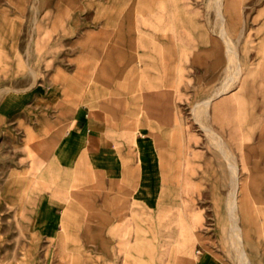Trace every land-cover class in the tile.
Here are the masks:
<instances>
[{"label":"rangeland","instance_id":"obj_1","mask_svg":"<svg viewBox=\"0 0 264 264\" xmlns=\"http://www.w3.org/2000/svg\"><path fill=\"white\" fill-rule=\"evenodd\" d=\"M263 39L264 0H0V264H264ZM89 81L118 138L161 140L158 208L53 161ZM51 191L70 196L55 239Z\"/></svg>","mask_w":264,"mask_h":264},{"label":"crops","instance_id":"obj_2","mask_svg":"<svg viewBox=\"0 0 264 264\" xmlns=\"http://www.w3.org/2000/svg\"><path fill=\"white\" fill-rule=\"evenodd\" d=\"M261 45L264 48V39ZM87 84L91 85H87L83 90L82 102L79 101L65 118L68 126L53 146V161L67 169H77L81 164H85L111 181L131 179L135 186V195L141 204L151 209L158 208L166 189L161 181L159 164V149L163 147L161 140L149 133L131 137L130 142L118 138L104 110L97 106L102 89L93 81ZM50 96L46 97L45 101ZM27 110L24 105L19 107L21 114L25 115ZM40 172L37 169L29 172V186L39 181ZM235 185L237 192V175L234 177V188ZM166 190L169 193V189ZM69 200V195L61 196L56 191L43 196L37 209L36 226L39 233L44 232L52 239L59 236L58 227H64L67 221ZM58 208H62V214L57 212ZM192 237L199 239L195 232ZM195 264L223 263L212 252H202L200 249Z\"/></svg>","mask_w":264,"mask_h":264},{"label":"bare ground","instance_id":"obj_3","mask_svg":"<svg viewBox=\"0 0 264 264\" xmlns=\"http://www.w3.org/2000/svg\"><path fill=\"white\" fill-rule=\"evenodd\" d=\"M217 1H218V0H217ZM219 13L221 14V11H220V10H219ZM222 18H223V17H222ZM221 34H222L223 36H225V34H226V33H225V30H224V27H222V26H221ZM224 39H225V38H224ZM226 42H227L229 48L232 50L233 48H232L231 45L229 44V41L226 40ZM226 42H225V43H226ZM233 50H234V49H233ZM235 54H236V53H235ZM236 68H237V67H236ZM236 70H237V69H236ZM233 75H234V74H233ZM231 76H232V74H231ZM227 86H229V84H228V85H226V84L223 85V87H222V91H223V90H226V88L228 89ZM218 141L221 142L220 140H218ZM55 144H56V143H55ZM222 150H223V146H222ZM57 159H58V158H57ZM230 165H231V168H232L233 172H236V170H237V169H236V165L233 164V163H230ZM42 168H43V167H42ZM38 169H39V168H38ZM236 185H237V184H236ZM236 185H235V188H234V190H233V192H232V193H233V196H232V197H234V196L236 195V194H235V193H236ZM31 186H32V185H31ZM234 198H236V197H234ZM235 205H236V203H235ZM235 205H234V206H235ZM230 211H231V210H230ZM231 214H232V213H231ZM234 215H235V214H234ZM232 216H233V215H232ZM232 221H233V220H232ZM232 227H233V226H232ZM235 228H236V226H235ZM235 228H234V229H235ZM238 229H239V228H238ZM235 230H236V229H235ZM236 233L238 234V236H240V235H239L240 232L238 233V231H237ZM237 240H238V239H237ZM241 243H242V242H241ZM240 246H241V245H240ZM240 251H241V250H240ZM243 251H244V250H243ZM244 252H245V251H244ZM243 256L246 257V255H243ZM240 257H241V256H240ZM243 259H244V258H243ZM243 261H244V260H243ZM245 261H246V259H245Z\"/></svg>","mask_w":264,"mask_h":264},{"label":"built area","instance_id":"obj_4","mask_svg":"<svg viewBox=\"0 0 264 264\" xmlns=\"http://www.w3.org/2000/svg\"><path fill=\"white\" fill-rule=\"evenodd\" d=\"M196 253L199 254V253H200V249H198V250L196 251Z\"/></svg>","mask_w":264,"mask_h":264}]
</instances>
